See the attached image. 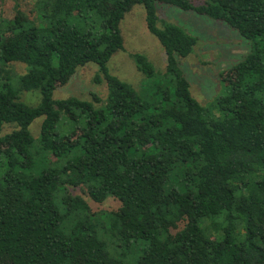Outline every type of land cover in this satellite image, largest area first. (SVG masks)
<instances>
[{"label": "trees", "instance_id": "obj_1", "mask_svg": "<svg viewBox=\"0 0 264 264\" xmlns=\"http://www.w3.org/2000/svg\"><path fill=\"white\" fill-rule=\"evenodd\" d=\"M136 5L166 55L159 75L131 56L152 82L145 94L107 68ZM157 5L249 41L219 74L213 103L193 98L180 67L198 39L159 22ZM34 9L1 24L0 264H264V0H35ZM90 63L105 100L52 98ZM25 92L39 103H23ZM82 196L119 207L94 214Z\"/></svg>", "mask_w": 264, "mask_h": 264}, {"label": "rangeland", "instance_id": "obj_2", "mask_svg": "<svg viewBox=\"0 0 264 264\" xmlns=\"http://www.w3.org/2000/svg\"><path fill=\"white\" fill-rule=\"evenodd\" d=\"M34 1L0 0V32L3 31L1 24L4 21L12 20L18 15L33 19L35 17ZM192 1L196 4L203 2V0ZM156 8L159 22L164 21L177 25L198 39L192 54L180 61V67L189 82L193 98L202 106L213 103L223 93L219 74L243 59L249 51V41L224 23L166 5H157ZM120 31L123 38V50L110 59L107 68L110 74L130 84L139 93L145 94L146 88H149L152 82L147 81L136 69L131 56L144 55L159 75L158 73L165 70L166 55L159 41L147 30L142 6H134L125 15L120 23ZM13 68L16 75L25 73V67L20 64L13 65ZM97 71V66L92 63L78 68L66 84L56 88L52 98L61 100L67 97H77L82 100H91L90 95L95 94L105 100L107 88L104 81L100 84L94 82ZM21 101L35 106L40 101V95L38 92H25L21 95ZM40 122L41 118L35 120L30 127L34 135L38 133ZM9 130V127H5L2 133H7ZM72 193L81 194L79 189L72 190ZM82 197L94 214L115 211L119 207V203L112 198L98 204L85 196Z\"/></svg>", "mask_w": 264, "mask_h": 264}]
</instances>
